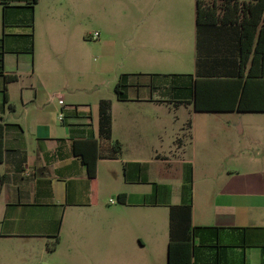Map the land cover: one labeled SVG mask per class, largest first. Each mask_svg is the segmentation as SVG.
Masks as SVG:
<instances>
[{"label": "crops", "instance_id": "1", "mask_svg": "<svg viewBox=\"0 0 264 264\" xmlns=\"http://www.w3.org/2000/svg\"><path fill=\"white\" fill-rule=\"evenodd\" d=\"M27 1L0 0L3 75L11 77L4 83L0 75V174L8 179L0 192V264L37 258L122 264L131 241L149 255L137 263L167 264L169 207L176 205H191L192 226L264 228V173L243 180L224 166L225 159L233 167L243 161L249 146L237 135L264 113L198 112L194 99L196 80L246 75L249 62L240 65L238 48L241 19L231 9L252 0H215V17L199 28L196 0H37L31 26ZM82 16L94 26L93 42L85 41L95 50L91 74L113 75L97 92L111 94L100 95L94 108L63 102L56 115V77L29 64L30 57L41 46L43 58L74 56L80 46L69 31H77ZM121 75H128L123 100L114 90ZM102 102L109 107L107 141L99 133ZM206 103L223 102L212 97ZM256 135L262 138L264 128ZM79 140H96L104 149L117 142L120 152L104 158L102 151L91 180L73 154ZM259 155L248 162L257 164ZM195 260L264 264V255L259 247L237 248L224 239L197 247Z\"/></svg>", "mask_w": 264, "mask_h": 264}, {"label": "trees", "instance_id": "2", "mask_svg": "<svg viewBox=\"0 0 264 264\" xmlns=\"http://www.w3.org/2000/svg\"><path fill=\"white\" fill-rule=\"evenodd\" d=\"M37 0H29V26L32 23L33 5ZM215 0H196V25L211 21L215 10L211 4ZM229 1V0H224ZM6 9V7H4ZM4 9V11H5ZM229 11V9H226ZM236 18L241 19L238 48L240 65L249 62L246 75L237 72L226 79H200L194 83L195 110L198 112H242L264 113V0H252V4H243L238 10L234 4ZM205 20V21H204ZM2 40L0 41V75L7 83L11 77L3 75ZM128 75H121L114 90L119 100H123V83ZM212 97L222 99V105L206 103ZM108 103L102 102L99 107V133L103 140H108L110 132V117ZM5 126L0 122V164L3 160ZM73 154L81 159L86 167L87 175L95 178L96 162L106 151L104 158H115L120 152V145L115 142L104 149L96 140L75 141L72 146ZM7 177L0 174V192ZM227 240L237 248L259 247L264 255V228H216L192 226L191 205H176L169 207L168 215V245L167 264H200L195 260L197 247L219 244ZM57 242L55 237L52 250Z\"/></svg>", "mask_w": 264, "mask_h": 264}, {"label": "rangeland", "instance_id": "3", "mask_svg": "<svg viewBox=\"0 0 264 264\" xmlns=\"http://www.w3.org/2000/svg\"><path fill=\"white\" fill-rule=\"evenodd\" d=\"M125 3L129 2V0H124ZM128 13V12H126ZM77 31H75L71 28L69 33L75 38V46H80L75 48V55L69 56V57H60V56H54L51 57V59L43 58L40 49H42V46L39 47L34 55V58L30 57L29 64L34 65L35 68L43 69L44 71H47L50 69V71L53 73L54 77H56L53 81H51L52 86L55 88V91L53 92H59L62 96L63 102L66 104H82L86 103L91 106V108H94L97 104V100L100 95L105 94L107 92V96H110L111 92L110 89L107 91H103L101 93L97 92L99 90H103L101 86V81L104 80H110L113 75L111 74H105L102 77L99 76L97 78L94 77L93 73L91 72L94 69L95 64V57H91L90 54H94L95 50L91 48L86 42L92 43L89 38L91 34L94 32V26L89 23H85L83 16L77 17ZM86 41V42H85ZM87 52V58L84 60V54ZM89 56V57H88ZM82 61L84 64L79 68V66L82 64ZM86 70V72L84 71ZM25 82H28L29 79L25 78ZM68 85V89H65L64 87H61L62 84ZM94 85H97L94 87ZM72 92L73 94L71 96H67V93ZM95 93V94H94ZM94 94V95H93ZM106 96V95H104ZM55 104L54 106L57 108V113L59 112V105L57 103L58 97L57 93L53 94ZM257 117H264V116H257ZM58 123V122H57ZM238 126V125H237ZM245 126V132L241 135H237V139L241 141L243 144L246 145V148L249 146V150H245L244 159L243 161L237 162L236 165H232L233 162H229V160L225 159V167L227 168H234V170L237 172L236 177L239 179H248V178H255L260 177L262 173H264V136L258 137L256 135L257 128H264V118L263 120H253L248 121L244 123ZM254 141V142H253ZM166 142V141H165ZM258 153L260 154L258 159L260 160L257 164H252L248 162V157H254V155ZM221 170L218 171L219 176L221 178L226 177L225 175V169L223 166V162L221 163ZM163 167V166H160ZM137 243L134 241H131V247L126 253V257H124V263L122 264H142L137 263L139 260L146 259L147 256V250L146 253L143 254V251H139L138 247L136 246ZM57 260H40L37 258V260L29 263V264H56Z\"/></svg>", "mask_w": 264, "mask_h": 264}, {"label": "built area", "instance_id": "4", "mask_svg": "<svg viewBox=\"0 0 264 264\" xmlns=\"http://www.w3.org/2000/svg\"><path fill=\"white\" fill-rule=\"evenodd\" d=\"M98 36V33H94V35L92 36V39H96V37ZM57 97H58V100H57V103L60 105V106H63V99H62V96L60 93H57ZM63 109V108H62ZM115 201H110V203H114Z\"/></svg>", "mask_w": 264, "mask_h": 264}]
</instances>
